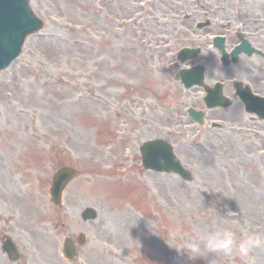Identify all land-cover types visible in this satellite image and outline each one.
<instances>
[{"label": "rangeland", "instance_id": "obj_1", "mask_svg": "<svg viewBox=\"0 0 264 264\" xmlns=\"http://www.w3.org/2000/svg\"><path fill=\"white\" fill-rule=\"evenodd\" d=\"M143 1L30 0L43 28L0 71V264H245L220 253L190 261L174 247L198 231L264 237V135L255 131L264 122L237 104L225 110L238 124L232 136L191 123L185 108H200V93L177 75L203 64L206 82L224 77L210 72L220 67L212 37L264 40V0ZM161 16L172 21L163 33L152 28ZM182 47L200 53L179 63ZM152 138L170 143L188 181L142 167L141 142ZM63 166L76 175L59 208L47 189ZM85 206L96 219L80 220ZM7 237L15 262L2 250ZM65 238L76 246L71 261ZM253 256L264 264V248Z\"/></svg>", "mask_w": 264, "mask_h": 264}, {"label": "water", "instance_id": "obj_2", "mask_svg": "<svg viewBox=\"0 0 264 264\" xmlns=\"http://www.w3.org/2000/svg\"><path fill=\"white\" fill-rule=\"evenodd\" d=\"M43 23L37 19L29 6L28 0H0V69L6 68L12 59H14L21 50L22 43L25 37L42 28ZM201 24L200 26H203ZM216 45L222 51L223 62L226 60L227 54L224 52L223 38L217 37L215 39ZM235 50L232 51L233 60L241 50L250 52V48L245 41L241 42ZM198 49H182L179 54V59L184 61L198 54ZM202 76V67L197 66L192 69H183L180 73L181 81L186 87L192 84H200ZM219 94V93H218ZM214 96V103L220 101L221 95ZM245 102L252 103V101L244 96ZM264 102V100H261ZM221 102V101H220ZM260 114L264 112V104L260 105ZM264 117V115H262ZM172 149L169 144L163 140L157 139L145 143L141 147L142 163L144 168L156 171H174L178 173L183 179H188V173L184 170L180 163L175 159ZM73 175V170L70 168L58 169L52 179L50 186V195L54 204L59 203L61 192L66 183ZM96 212L90 207L86 208L81 217L84 220L94 219ZM10 241L4 243V250L8 253L11 260L17 258V252ZM68 258L74 256V248L72 243L67 239L64 242V252Z\"/></svg>", "mask_w": 264, "mask_h": 264}, {"label": "flooded vegetation", "instance_id": "obj_3", "mask_svg": "<svg viewBox=\"0 0 264 264\" xmlns=\"http://www.w3.org/2000/svg\"><path fill=\"white\" fill-rule=\"evenodd\" d=\"M233 37L236 38V40H227L225 38V41H228L230 44V49L234 47L236 44H238V33L234 32ZM249 43L252 45L253 48L257 49L260 53H254L251 56L240 54L238 57V60L235 63H231L229 65L223 66L220 65V67L210 68V72L215 73L217 72L218 75L224 76L220 79H214V76L207 75L210 79L209 82L206 83L208 86L214 85L216 81H220L221 83V93L223 97L228 99L229 106L227 108H207L203 98L205 95V86L203 87H192L191 89H197L200 93V98L202 103L201 109L197 108L198 110L203 111V119L207 122V124L211 127L212 123L219 122L222 123L223 126H218L215 129H221L225 131V133H229L231 136L235 132V129L233 128L234 125L237 126V122L235 120H232V116L227 115L225 112L226 109H229L232 106H236L238 104V108L240 107V110L248 115L249 118L256 119L258 121L261 120L260 117H258L255 114H249L246 112L245 107L243 106V103L238 98L237 95V89L234 85L235 82H241L243 88H248V90L252 93V95H256L259 97H264V40L261 38V36L257 33L251 32L248 34L247 37ZM245 61H251V64L244 63ZM209 72V73H210ZM189 94V92H188ZM193 107H198V105L191 104ZM230 127V130L227 131V127ZM213 128V127H211ZM255 131L260 133V129L256 128ZM264 132V129L263 131ZM233 139V138H232Z\"/></svg>", "mask_w": 264, "mask_h": 264}, {"label": "clouds", "instance_id": "obj_4", "mask_svg": "<svg viewBox=\"0 0 264 264\" xmlns=\"http://www.w3.org/2000/svg\"><path fill=\"white\" fill-rule=\"evenodd\" d=\"M174 248L178 255H183L190 261L202 258L207 253H220L229 258L238 255L245 264H255L253 251L264 248V237L237 234L230 229L198 231L194 237H181Z\"/></svg>", "mask_w": 264, "mask_h": 264}, {"label": "bare ground", "instance_id": "obj_5", "mask_svg": "<svg viewBox=\"0 0 264 264\" xmlns=\"http://www.w3.org/2000/svg\"><path fill=\"white\" fill-rule=\"evenodd\" d=\"M98 1H101L102 3H104L105 1H107V0H98ZM132 1H134V2H138V6H141V7H143V5H145V3H144V1L143 0H132ZM109 10V8L107 7V6H101L100 7V13H104V14H106V12ZM145 10H148V8H146L145 7ZM162 18H159L160 20H158V21H155L154 22V27H153V25H152V28L154 29V30H159L160 31V33H163V30H165V28L166 27H168L169 25H171V23H172V21L170 20L171 19V17L169 18L168 16H161ZM174 19V18H173ZM109 27L111 28V30H112V25H109ZM175 27V26H174ZM169 29V28H168ZM177 29H180L179 27H177ZM115 31H116V29H114ZM112 32H114L113 30H112ZM160 37H161V39H163L162 38V35H159ZM166 36V35H165ZM167 39H168V37H167ZM215 55H216V53H215ZM253 196H256V195H253ZM258 199V198H257ZM258 210V209H257ZM259 211V210H258ZM259 230V229H258ZM260 231V230H259ZM49 254H50V259L52 260V254L49 252Z\"/></svg>", "mask_w": 264, "mask_h": 264}]
</instances>
